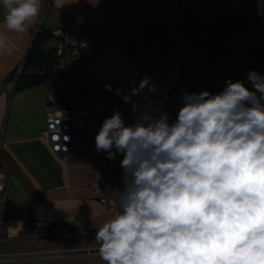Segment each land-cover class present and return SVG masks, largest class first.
I'll return each instance as SVG.
<instances>
[{"label": "crops", "instance_id": "0c3cea01", "mask_svg": "<svg viewBox=\"0 0 264 264\" xmlns=\"http://www.w3.org/2000/svg\"><path fill=\"white\" fill-rule=\"evenodd\" d=\"M7 12L0 0V216L11 238L48 241L50 246L27 255L42 264L70 257L106 264L96 251L95 232L118 211L107 209L89 184L119 175L123 154L108 159L107 152L96 151L102 122L119 111L126 124L134 123L137 102L163 106L175 119L182 90L215 94L228 79L251 89L248 73L264 75V31L253 0H51L22 33L7 28ZM114 23L115 37L98 47L87 72L57 70L53 80L8 89L36 26L40 32L64 26L102 33ZM52 46L49 36L42 49ZM145 76L157 91L145 89L147 99L133 95L125 102L132 81L138 87ZM47 106L87 111L66 161L42 137Z\"/></svg>", "mask_w": 264, "mask_h": 264}, {"label": "clouds", "instance_id": "9594fccd", "mask_svg": "<svg viewBox=\"0 0 264 264\" xmlns=\"http://www.w3.org/2000/svg\"><path fill=\"white\" fill-rule=\"evenodd\" d=\"M3 4L7 28L21 33L44 6ZM247 81L182 90L175 119L153 102L133 104L132 124L119 111L104 119L96 151L123 154L120 210L95 232L106 264H264V75ZM157 88L145 76L123 99Z\"/></svg>", "mask_w": 264, "mask_h": 264}, {"label": "built area", "instance_id": "2783aa9c", "mask_svg": "<svg viewBox=\"0 0 264 264\" xmlns=\"http://www.w3.org/2000/svg\"><path fill=\"white\" fill-rule=\"evenodd\" d=\"M50 1L43 0L44 6L40 13L41 18ZM253 3L259 19V29L264 31V0H253ZM118 29L119 27L115 23L102 33L82 31L79 28L68 29L64 26L52 28L50 33L53 38L52 52L55 68L65 73L73 71L87 72L90 59L95 55L98 47L105 41L114 38ZM37 31H39L38 26L35 27L34 34ZM32 38L29 40V45ZM23 63L24 57L19 61L13 75L7 82V87L10 91L14 90ZM86 117L87 111L83 108L47 106L42 137L48 143L51 150L57 153L63 161L68 159L73 141L84 126ZM122 171L123 169L121 168L120 174L112 179L104 182L94 181L89 184V187L96 194L97 199L109 210H120L116 196L117 190L123 188ZM4 201V187H1L0 206ZM10 238L11 234L5 227L0 216V244ZM98 248L96 249L97 252Z\"/></svg>", "mask_w": 264, "mask_h": 264}, {"label": "trees", "instance_id": "16d2710c", "mask_svg": "<svg viewBox=\"0 0 264 264\" xmlns=\"http://www.w3.org/2000/svg\"><path fill=\"white\" fill-rule=\"evenodd\" d=\"M49 36H51L49 30L37 31L34 34L24 58L22 70L15 83L14 91L54 79L57 69L54 66L52 49L46 51L42 49L46 38ZM28 68L35 70L33 72L25 71Z\"/></svg>", "mask_w": 264, "mask_h": 264}, {"label": "rangeland", "instance_id": "374dc122", "mask_svg": "<svg viewBox=\"0 0 264 264\" xmlns=\"http://www.w3.org/2000/svg\"><path fill=\"white\" fill-rule=\"evenodd\" d=\"M48 241L40 240L33 241L29 236L20 238H10L6 242L0 244V256L13 255V254H28L34 252L36 249L46 248ZM43 260V259H42ZM41 258L32 257H20L14 259H4L0 261V264H42ZM54 262L60 264H93L89 261L79 260L78 258H60L51 259Z\"/></svg>", "mask_w": 264, "mask_h": 264}, {"label": "water", "instance_id": "95a60500", "mask_svg": "<svg viewBox=\"0 0 264 264\" xmlns=\"http://www.w3.org/2000/svg\"><path fill=\"white\" fill-rule=\"evenodd\" d=\"M86 250V249H82ZM28 254H13V255H5L4 257H0V260L2 259H14V258H20V257H26Z\"/></svg>", "mask_w": 264, "mask_h": 264}]
</instances>
